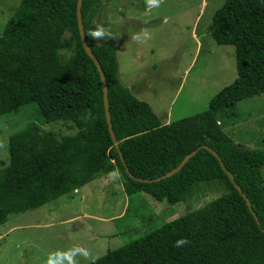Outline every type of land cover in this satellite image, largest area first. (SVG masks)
<instances>
[{
    "label": "trees",
    "instance_id": "1",
    "mask_svg": "<svg viewBox=\"0 0 264 264\" xmlns=\"http://www.w3.org/2000/svg\"><path fill=\"white\" fill-rule=\"evenodd\" d=\"M77 4L20 0L0 36V114L37 106V121L9 137L12 173L1 162L0 225L115 168L126 180L128 195L145 192L171 205L192 196L201 183L217 182L226 187L220 197L108 251L95 264H264V151L237 146L218 118L221 111L264 93V0H226L215 12L209 34L216 43L235 47L237 78L210 100L206 111L166 125L148 102L122 84L115 46L88 35L98 25L102 4L83 0L86 39L105 73L124 162L109 131L100 73L81 41ZM39 20L64 27L74 43V58L44 57L18 46L30 41L31 28ZM56 121L73 123L77 133L59 135L40 126ZM204 145L220 155L259 222L218 159L200 148ZM196 149L197 154L169 178L144 183L129 175L161 177ZM182 237L190 243L176 248Z\"/></svg>",
    "mask_w": 264,
    "mask_h": 264
},
{
    "label": "rangeland",
    "instance_id": "2",
    "mask_svg": "<svg viewBox=\"0 0 264 264\" xmlns=\"http://www.w3.org/2000/svg\"><path fill=\"white\" fill-rule=\"evenodd\" d=\"M100 1L97 24L112 37L96 42L115 46L122 84L148 102L162 124L206 111L210 100L237 78L235 47L220 45L209 34L213 15L226 0H162L160 7L151 9L146 0ZM19 4L20 0H0V36ZM39 25L42 28L34 26L30 41L19 47L44 57H75L64 27L47 20ZM144 29L150 39H132ZM36 108L31 104L18 114H0V168L6 163L9 173V137L37 121ZM218 118L236 145L264 151V93L221 111ZM40 126L59 135L78 131L64 121ZM116 170L40 208L12 215L0 225V264H48L50 256L55 260V253L77 246L99 259L226 192L222 183L212 182L201 183L192 196L175 205L145 192L129 197L120 171L118 179L109 176ZM74 259L76 264H90L80 255Z\"/></svg>",
    "mask_w": 264,
    "mask_h": 264
},
{
    "label": "water",
    "instance_id": "3",
    "mask_svg": "<svg viewBox=\"0 0 264 264\" xmlns=\"http://www.w3.org/2000/svg\"><path fill=\"white\" fill-rule=\"evenodd\" d=\"M82 2H83V0H78V4H77V20H78V27H79V31H80L81 41H82V44H83V47H84L86 53L93 60V62L95 63V65H96V67H97V69H98V71L100 73L102 86H103V93H104L103 97H104L105 114H106V119H107L109 131H110L111 137L113 139V142L115 144V147H116L117 151L120 154L121 160L124 162V157H123L121 149H120L119 141L116 138V135H115V132H114V129H113L112 120H111L110 103H109V89H108V86H107V80H106V77H105V73L103 71L101 63L99 62L98 58L94 54L93 50L89 46V44L87 42V39H86V33H85L83 17H82ZM237 146H241V145H237ZM200 148H204V149L208 150L210 153H212L218 159V161H219L220 165L222 166L223 170L230 177V179L233 182V184L235 185L236 189L240 192L242 197L247 202V204H248L252 214L254 215L255 219L257 220V222H259V220L257 218V215H256L255 211L252 208L250 200L243 193L241 187L239 186V184L235 180L234 175L227 169V167L225 166V164H224L222 158L220 157V155L216 151H214L211 147H209L207 145L201 146ZM199 149H196L193 152L187 154L184 157V159L179 163L178 166H176L174 169H172L171 171H169L168 173H166L165 175H163L161 177L149 180V179L137 178V177H135L132 174H129V175H130V177L132 179H134L136 181H139V182H144V183H147V182H158L160 180L169 178V177L173 176L174 174L178 173L187 164V162L193 156H195L197 154ZM125 166H126V164H125ZM126 170L128 171L127 167H126Z\"/></svg>",
    "mask_w": 264,
    "mask_h": 264
},
{
    "label": "clouds",
    "instance_id": "4",
    "mask_svg": "<svg viewBox=\"0 0 264 264\" xmlns=\"http://www.w3.org/2000/svg\"><path fill=\"white\" fill-rule=\"evenodd\" d=\"M162 0H146V4L149 9L160 7ZM88 35L93 40H104L112 37V33L105 29L103 25H98L96 28L88 32ZM133 40L137 42H144L147 39H150V33L147 29L141 31V33H137L132 37ZM112 179H118L119 174L118 170L113 171L109 174ZM190 241L187 238H181L177 240L174 244L176 248H181L189 244ZM80 255L85 258V260H89L90 264H95L96 258L91 255V253L83 247H74L67 252H57L55 253L56 259L54 260L51 256L49 257L48 264H63L64 260L68 261V264H76L74 259L75 256Z\"/></svg>",
    "mask_w": 264,
    "mask_h": 264
},
{
    "label": "crops",
    "instance_id": "5",
    "mask_svg": "<svg viewBox=\"0 0 264 264\" xmlns=\"http://www.w3.org/2000/svg\"><path fill=\"white\" fill-rule=\"evenodd\" d=\"M42 21H43V20H39V21H37V22L32 26L30 36H32V34H33L34 26L37 25V26H38V27L36 26L37 28H42V27H40V25H39V23H41ZM53 24H56V23H53ZM54 27H55V26H54ZM40 30H41V29H39V31H40ZM39 31H38V32H39ZM38 32H37V33H38ZM37 33H36V34H37ZM69 54H70V53H69ZM127 195H128V194H127ZM134 195H135V194H134ZM128 196H129V197H132L133 195H131V196L128 195Z\"/></svg>",
    "mask_w": 264,
    "mask_h": 264
}]
</instances>
